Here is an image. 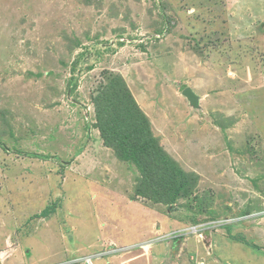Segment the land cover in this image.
I'll list each match as a JSON object with an SVG mask.
<instances>
[{
	"label": "rangeland",
	"instance_id": "1",
	"mask_svg": "<svg viewBox=\"0 0 264 264\" xmlns=\"http://www.w3.org/2000/svg\"><path fill=\"white\" fill-rule=\"evenodd\" d=\"M144 120L153 139L138 130ZM99 122L111 138L143 135L139 158L154 182L115 156ZM164 166L176 173L169 202L156 199ZM124 201L140 205L130 211L139 223L155 212L185 223V244L203 253L185 251L184 264H222L218 233L264 262V0H0V249L19 241L36 259L60 247L32 230L50 215L66 239L67 222L79 239L114 234L99 217L113 222ZM176 232L179 246L186 235ZM163 234L147 240L171 246L174 232ZM63 247L50 264H93L97 253ZM237 250L241 264H257ZM175 251L169 264H180Z\"/></svg>",
	"mask_w": 264,
	"mask_h": 264
},
{
	"label": "crops",
	"instance_id": "2",
	"mask_svg": "<svg viewBox=\"0 0 264 264\" xmlns=\"http://www.w3.org/2000/svg\"><path fill=\"white\" fill-rule=\"evenodd\" d=\"M25 3V2H24ZM86 183H89V181H86ZM102 184H100L101 186ZM121 185V184H118ZM117 195L120 197V194L117 193ZM125 206H127V209L125 213H119L115 218L114 221L109 223L108 220L103 219V217H99L101 221H98V225L104 224L106 228L112 233L114 230L116 231L114 234H104L100 230L98 234H91V237L88 239L86 236V239L75 236L74 231L75 228L70 226V224L66 221L68 218H64L67 222V225L70 227V234L73 233V236L71 238L63 235L62 233V227L57 222L56 218L46 216L42 217L44 218V221L39 223L37 226L32 227V230H36L38 234H40L43 230H49L50 233L56 234L59 240V246L58 248L53 247L52 245H47L46 249L44 250L43 254L39 256L36 259H33L31 257H27L25 254H30L31 249L23 250L24 248L19 245L17 246L19 241L16 242L17 244H13V241L8 240V247L4 250L0 249V254H3L0 256V260L2 259V262L0 264H6L8 260L13 259L15 264H50L52 262H60L62 261V254H60L62 251V247L64 245L65 251H68V255L71 254V249H79V255L81 254H90L94 253L92 257L93 264H152V259L155 260L153 264H169L165 258L167 257V254L171 251L174 253L176 249L178 251H175L177 254H175L179 260L181 259L182 263L184 264L186 262V253L185 251H190L191 248L192 251L195 254L194 261H196L197 257L203 253L200 244H197V242L194 245L185 244L187 241V238L189 234H183L186 235L182 239L181 245L177 246L176 244H173V242H177L178 238H170L171 241L168 243L171 244V246H168L167 243L163 244L160 242L157 243H151L146 245V249L144 250V247H142L143 242L146 241L148 238L150 239L153 236H156V234L160 231L163 233H166L167 231L171 230H177L183 228L185 223L179 222L175 219L171 220L166 219L163 217L161 221H165L163 223L158 222V214L157 212L154 213V215L149 216V220H146V222L139 223V220L137 217L132 216L131 210L133 211L134 207H138L137 203L132 204H126L124 201ZM135 214L137 215V208L134 210ZM65 217V216H64ZM161 219V218H160ZM159 219V220H160ZM26 221V220H25ZM167 223L170 224L172 227L170 229L169 226H167ZM34 225L33 222L29 223V226ZM53 225L54 228L51 226ZM42 227V228H41ZM52 227V230H51ZM41 228V229H40ZM102 229V228H101ZM33 232V231H32ZM30 237H33V234L28 233ZM66 239V240H65ZM177 239V240H176ZM180 239V238H179ZM67 240L72 242L71 246L72 248L66 244ZM212 243L215 246V251L217 250L218 258H216V261L222 260L224 264H241V260H239L236 255L238 252V248H243L246 251H249L252 255L255 256V260L257 264H264V262L260 261L258 258L259 252L255 251L248 243L245 241H242L241 239H237L239 241H236V239L229 238L221 233L214 234V237L211 238ZM160 245L157 247L156 244ZM74 245L76 247H74ZM177 247L175 249V246ZM13 246V247H12ZM109 246H111L109 248ZM12 247V249H11ZM16 247V250L13 249ZM63 247V248H64ZM110 249L109 253H99V251L104 249ZM71 250V251H70ZM121 251V253H120ZM27 252V253H26ZM161 254L164 256L162 257ZM193 255V254H192ZM213 255V252H212ZM194 257V255H193ZM147 259H150L149 262H147ZM64 260V259H63ZM180 261V264H182ZM213 264V261H211ZM210 262V263H211ZM209 263V264H210ZM218 263V262H217ZM222 263V264H223ZM67 264V263H65ZM215 264V262H214ZM244 264H248L247 261L244 262Z\"/></svg>",
	"mask_w": 264,
	"mask_h": 264
},
{
	"label": "trees",
	"instance_id": "3",
	"mask_svg": "<svg viewBox=\"0 0 264 264\" xmlns=\"http://www.w3.org/2000/svg\"><path fill=\"white\" fill-rule=\"evenodd\" d=\"M144 121H145L144 126H143V124H142V127L140 125L138 127V130H140V132H142V133L144 131L148 132L149 135H147V136H149L150 139H153V136H152V134H151V132L147 126L148 123L146 120H144ZM97 127L100 130V134L102 135L104 144L113 150L115 156L120 160L131 161L137 167V169L139 170V173L141 174L142 182H145V181H147V179H150V178L153 179L151 182L155 181L156 174H151V171L147 172V170L145 169V167H146L145 164L143 166V164L141 163L143 154L145 152V149H144L145 147L143 148V143L141 144V142L140 143L137 142L135 137L138 140H140V138H141L140 136H143L142 134H139V132L135 133L136 131L134 130L133 133L128 134V136L127 135L123 136L122 134L116 135L114 137H118V138L115 139L114 137L111 138L112 136L111 137L108 136V135H112L113 131L112 130L108 131V129L106 128V126H104V124H102V122H99ZM133 129H134V126H133ZM129 139H131V140H129ZM153 153L154 152L150 153L149 156H151ZM140 156H142V157L139 158ZM172 170H173L172 168L169 169L168 167L164 166V171L162 173L164 175L162 176V174H160L159 176H157V177H163V178L165 177V178H167V181L164 183L163 187L158 189V191H161L163 195L159 198H156V199H160L161 201L169 202L174 197V196L171 197L172 188L168 189V188H170V185H167L169 182L171 184H174V185L176 183V180L173 179L174 178L173 176H176V173L174 174L172 172ZM140 189L141 188H139V185L137 184L135 187V193L140 194L141 193ZM153 199H155V198H153ZM50 211H51L50 207L47 206V207H44V209L40 212V214H42L43 216H46V215H48V213Z\"/></svg>",
	"mask_w": 264,
	"mask_h": 264
},
{
	"label": "clouds",
	"instance_id": "4",
	"mask_svg": "<svg viewBox=\"0 0 264 264\" xmlns=\"http://www.w3.org/2000/svg\"><path fill=\"white\" fill-rule=\"evenodd\" d=\"M44 209V208H43ZM42 209V210H43ZM41 210V211H42ZM171 232H174V235H172V237H177V232H176V230H171V231H169V232H166V234H163V235H166V236H168V237H170V235H171ZM185 232V233H184ZM189 233V228H186V227H184V228H181L180 229V234L179 235H182V234H188ZM159 238H161V236H159ZM148 244H151V241L150 240H146V241H144L143 242V245H142V247H144V250L147 248L146 247V245H148ZM111 246H109V248H110ZM106 249V250H103V251H101V253H104V254H106V253H109L110 252V249ZM73 264H76V263H73Z\"/></svg>",
	"mask_w": 264,
	"mask_h": 264
},
{
	"label": "water",
	"instance_id": "5",
	"mask_svg": "<svg viewBox=\"0 0 264 264\" xmlns=\"http://www.w3.org/2000/svg\"><path fill=\"white\" fill-rule=\"evenodd\" d=\"M181 93L188 99L191 105L193 106L198 105L197 95L189 87L184 88Z\"/></svg>",
	"mask_w": 264,
	"mask_h": 264
},
{
	"label": "built area",
	"instance_id": "6",
	"mask_svg": "<svg viewBox=\"0 0 264 264\" xmlns=\"http://www.w3.org/2000/svg\"><path fill=\"white\" fill-rule=\"evenodd\" d=\"M91 264V263H90Z\"/></svg>",
	"mask_w": 264,
	"mask_h": 264
}]
</instances>
